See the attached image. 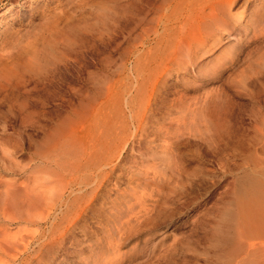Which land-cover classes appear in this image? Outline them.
I'll list each match as a JSON object with an SVG mask.
<instances>
[{"label":"rangeland","instance_id":"374dc122","mask_svg":"<svg viewBox=\"0 0 264 264\" xmlns=\"http://www.w3.org/2000/svg\"><path fill=\"white\" fill-rule=\"evenodd\" d=\"M104 1L101 0L102 5L98 8L82 6L83 11L81 8L80 12H76L79 15L75 13L67 19L66 23L68 22L70 26L68 27V24L65 26L68 27L69 40L59 51L60 68L54 73V76L57 75L59 78L56 79L55 76V81L64 85L63 92L62 90L60 92L62 95L59 94L55 98L59 107L57 112L63 111V114L56 113L53 117L54 121H66L68 126L66 128L73 129L74 134H78L79 137L85 136L88 129V134L94 135L99 130L103 131L106 127H110L118 117L117 103L123 93L122 89H126L127 86L131 89L132 86V78L123 80V77L129 75L131 71L126 72L127 69H124L120 62L125 57L129 35L132 34L130 30L132 26L130 25V28L124 19L129 15L130 10L124 7L123 0H120L123 1L122 3ZM252 1L247 2L245 8H239L240 12H244V16L248 14L250 8L252 9ZM59 3L66 6L70 5L72 0H0V30L5 24L22 28L28 19L37 20L39 14ZM8 10L10 15L7 14ZM237 11L239 12L238 9ZM136 30L135 32L139 31L138 27ZM262 44L258 46V48L262 47L255 50L256 52L252 51L249 60L246 59L249 64L246 60L241 61L239 65L242 68L238 65L240 68L237 67L236 71L224 70L216 77L206 79L202 71H195L197 72L195 75L194 71L189 70V74L165 79L160 93L151 89V95H157V98L160 96L156 107L158 109L154 111L157 112L156 117L153 120L160 126L163 125L161 130L169 132L172 148L168 153L166 149L150 150L151 148L142 145H135L137 147L131 151V145L128 147L130 158L123 161L124 169L115 173L124 175L128 172L126 168L131 169L141 160L151 163L159 172H165L166 178L159 185L158 192L154 194L156 200L152 203V210L149 212L151 214L148 213L146 219L143 217L145 224L142 220L138 222L137 224L142 227L136 224L135 231H131L130 224L125 227L130 231L124 228L120 230L121 235L122 231L124 232L122 236L116 231V227H112L115 225L112 219L105 220L107 211L101 210L98 200H92L90 203L87 201L90 209L80 211L76 216L68 214V211L62 215L64 216L62 219L60 213L63 207L60 209L57 207L44 220H42L44 217L38 218L41 222L36 219V215L39 217V214H33L32 224L30 222L26 224L25 221L21 220V222L18 219L14 221V217L18 215L15 207L18 206L13 207L11 199L14 198V202L16 198L21 199L20 202L17 201L20 205L25 201L26 195L24 196L23 193H26L21 183L26 181L24 185L28 183L29 175L26 168L30 164L28 162L30 149L28 146L20 145L23 114L19 104L23 103L26 97L28 98L27 95L23 96L26 93L34 97V94H29L33 85L27 87L30 84L25 82L26 85L23 84L25 88L20 86L17 92L7 97L6 101H1L0 123L5 120L11 126L12 130L10 129L8 133L10 138L8 144L11 147H8V151L14 159H10V163L9 160H5L7 164L0 161V229L5 231V225L7 230L3 234H10L8 236L11 240L14 233L15 237L17 234L21 238L24 233L22 231L27 228L23 239L26 240L28 249L22 252V257L30 253L32 260L26 259V264L27 261L28 264H38L39 259V264H118L116 260H119V264H264V43ZM214 54H207L200 61L202 64H209ZM64 87L72 88L73 93L79 91V96H67ZM146 93V96L150 94V89ZM178 96L186 99L188 105L175 100ZM204 96L207 99L203 98ZM198 98L201 99V104ZM193 101L197 107L191 105H195ZM60 102L63 106L59 105ZM178 104L181 105L179 109L184 112L172 108ZM183 105L188 106L186 110ZM153 108L155 106L152 105L150 109ZM179 112L185 113V118L183 114L179 116L181 114ZM93 113L94 117L90 116ZM172 115L179 117V120L177 118L176 121V117L171 119ZM178 121L181 122H179L180 126H175L173 123L179 124ZM168 122L171 127L167 126ZM175 127L179 136H176V133L172 134L175 132ZM29 133L32 139L31 147L41 148L42 135H37L36 132ZM149 136L153 137L150 133L145 139H149ZM19 137L20 140H17ZM13 140L17 141L16 144H13ZM129 165L130 167H127ZM15 186L16 188H13ZM20 186L23 193L18 191ZM12 189H16L17 192L13 193ZM23 204L26 206V202ZM10 206L13 208L11 209ZM19 207L22 209L21 206ZM20 208L16 210L20 211ZM2 209L13 212L11 214V216L15 215L13 222H10L12 217L8 216L9 212L6 213L9 219L7 216L2 217L6 215H1ZM55 213L56 217L52 218ZM58 221L63 225L59 226ZM52 227L55 231H52ZM16 228L20 232L19 230L17 232ZM50 231L52 236L49 234ZM125 231L127 234L132 232L133 234L130 235L132 237L128 235V238L125 237ZM54 238L59 239L55 246L52 245V242H55ZM45 242L51 243H47L48 249L45 248L47 247ZM112 246L116 247V251H113L115 248L113 249ZM111 249L113 254L115 252V255H112L114 258L117 254L115 259L111 256ZM109 256L112 257V261L108 260ZM9 262L15 264L18 259Z\"/></svg>","mask_w":264,"mask_h":264},{"label":"bare ground","instance_id":"6f19581e","mask_svg":"<svg viewBox=\"0 0 264 264\" xmlns=\"http://www.w3.org/2000/svg\"><path fill=\"white\" fill-rule=\"evenodd\" d=\"M106 1L110 3L120 0H105L104 2ZM123 1L124 7L130 10L129 15L126 18L124 17V19L129 26H132V28L130 26L132 34L129 32L130 40L128 48H126V51L124 50L126 52L125 57L121 59L120 62L122 66H124V69H127L126 72H128V70L131 71L130 74L128 73L129 75H123L125 76L123 80L132 78V86L130 87L131 89H129L128 86L126 89H122L123 93L120 101L118 103L115 101L118 104V108L117 105H115L119 114H117V116H120L119 118L116 116V120L118 121L115 120L110 127H106L103 131L99 130L96 132V130L94 135L88 134V129V131L85 132V136L79 137L78 134H74L72 131L73 129L66 128V121H54L55 119L53 117L56 116L55 114L58 113L57 111L59 110L55 98L59 96L64 86L62 82L58 83L55 81V76L56 79L59 78H57V75L54 76V73L60 68L58 63L61 61V53L59 51L66 41L69 40L67 29L70 25L68 22L66 23L67 19L79 11L82 6L84 8H89L90 6V8L93 6L98 8L102 5L101 0H72V3L66 6H63L61 3L55 4L48 10L39 14L37 20L28 19L22 28L10 27L9 24H5V27L0 30V102L6 101L7 97L11 93L17 92L20 86L24 87L23 84H25V82L30 84L27 87L33 85L31 86V93L29 94H34V97H32V95L26 93L23 96L25 97L27 95L28 98L26 97V100L19 104L20 111H22L23 114V130L22 133L20 132L21 136L19 135L21 140L20 137L17 140H20V145L28 146L30 149L28 153V162L30 164L27 168L25 167L27 175H29L27 176L28 183L25 185L24 183L27 181L23 184L21 183V185H23L22 189L26 194L21 190L22 186H20V189L18 188V191H22L23 195H26V198H24L25 201H23L22 198L23 202L21 205L18 203L21 199L15 197L17 199L15 202L14 198L11 199V201H13V207L14 205L18 206V208L15 207L18 210L20 208L19 206H25V204H23L25 202L26 206L24 208L22 207V209L20 208V211L15 209L18 215L14 216L17 218L13 215L11 216L13 213H11V210L2 209L1 215L8 214L9 212L10 214H8V216L12 217L10 220L14 217V221L18 219L20 221H25V223L30 222L32 224V220L34 219V217H32L33 214H39V217L38 215H36L37 218L35 217L37 220L40 221V219H38L40 217H44L42 218V220H44L45 217H48L50 212L57 207H59V209L63 207L60 216L64 219L62 215H65L68 211V214H75L76 216L80 211L84 212V210L90 209L88 202L90 203L92 200H98L101 210L107 211V218L104 216L103 218H106L105 220L107 221L112 219L115 223L112 227H116L117 230H115L119 231V233L121 232L120 230H123V228L125 229V227L130 226V224L133 226H130L132 228L131 231L134 230V227L136 228L137 225L141 226L137 223L141 220L143 221L144 218L146 219L145 216L152 210V203L156 200L154 194L159 188V185L165 180L166 174L162 171L159 172L151 163L141 160L131 169L125 166L128 172H125L124 175L119 172L124 169L123 161L130 158V154L127 152L130 145V151L138 145H142L148 149L151 148L150 150L166 149L168 153L171 150L170 148H172L169 132L164 131V129H162V131L161 128H163V125H161V127L153 120V118L156 117L155 115L157 112L154 111L158 109L156 107L160 96L157 98V95H151V89L156 93L158 91L160 93V88L164 84L165 79L169 77L177 78L188 73L189 70L194 72L202 71L206 79L214 78L224 70L236 71V69L238 70L237 67H241L239 63L243 60V62H245L246 59L249 60L251 54L262 47L260 46L258 48V46L264 43V0H253L252 9L250 8L246 16H244L243 11L240 12V9L245 8L247 2L251 0ZM81 11H83V8ZM7 14L10 15V10H8ZM66 24H68V27L65 26ZM137 27L139 31L135 32ZM211 53L215 54L211 57L209 64H202L200 60ZM65 60L66 59H64V61ZM67 65H65V67ZM197 72H195V75H197ZM124 83L126 86V82ZM71 89L65 88L67 96H79V91L73 93ZM149 89L150 94L146 96V91ZM176 98L175 100H179V103L188 105L186 104L187 100L183 99L182 96ZM203 98L206 97L204 96ZM198 100L197 101L201 104V99L198 98ZM189 101L191 102V100ZM189 101L188 103H190ZM61 102L59 105L63 106ZM193 102L195 104V101ZM152 105L155 106V108L150 109ZM185 105H183V108L186 110L188 106L185 107ZM191 105L197 107V104ZM175 106H172V108L178 110L181 105L178 104L177 107ZM147 111H149L150 114H147ZM59 112H61V110ZM62 112L58 114L61 115L63 114ZM179 113H181L179 116L183 114L182 112ZM177 114L178 113H176V115ZM184 114L182 116H184ZM90 116L94 117V113ZM177 116H175L176 121L177 118L179 120ZM172 117L175 118L172 115L171 119ZM170 121L174 122L175 119ZM180 121H178V123ZM180 123L177 124L175 122L173 124H175V126H180ZM170 125L171 124L168 122L167 126ZM20 128L21 126L19 129ZM10 129L11 126L7 121L4 120L0 123V161H4L2 162L4 164L6 163L5 160H9L10 163L11 160L14 159H12L11 152L8 151V147H11L9 146L10 138L8 137ZM177 131L175 127V132L172 134L176 133L175 135L179 136ZM29 132H36L37 135H42L41 148L36 146L33 148L31 147L32 139ZM150 133L153 137L149 136L150 138L147 137L149 139H145V136ZM14 142L13 144H16L17 141ZM127 167H130V165ZM115 171H119L117 172L119 174L115 173ZM13 188H16V186ZM9 189L11 192V188ZM15 191L17 192L16 189L12 192L15 193ZM6 193H8V191ZM16 196H19V198L21 197V195ZM4 203L6 204L7 201ZM10 203L11 202H9V204ZM16 203H18V205ZM9 204H7V206ZM13 207L10 206L11 209ZM1 208H3V206H1ZM7 214L2 217H6ZM8 216L7 218L9 219ZM55 217L56 213L52 218ZM62 221L63 220H61V222ZM64 221H66V219ZM144 221L142 223H144ZM10 222H13V220ZM58 222L60 223L59 226L63 225L60 221ZM51 224L52 222L50 221V225ZM4 228L6 231L5 225ZM53 228L54 227H52V231L54 230ZM19 229H21V227ZM19 229L16 231L18 232ZM26 229L25 231L21 230L22 233H25ZM126 229L128 230L129 228ZM5 231L0 229V264H8L7 262H14L17 259L18 262L15 264H26V259H30L31 261L32 257L31 255L29 256V252H27L29 253L27 256L22 257V252L27 248V242L24 240L25 236L23 237L24 233L21 238L16 234V237H18L16 238L14 236L15 233L12 231L14 233L11 232L13 234L12 237L16 238V240L13 238L10 240L8 236L10 234L6 232L7 234L4 235ZM128 231H130V229ZM32 232L34 234V231ZM123 233L122 231V235ZM49 234L51 236L53 235L51 231ZM60 234L61 233H59V235ZM131 234L133 233L127 234L126 232L125 237ZM29 235L27 237H29ZM108 236L111 235L108 234ZM58 240L59 239L54 238L53 241L55 242H52V245L55 246ZM49 241L51 242V240ZM43 242L44 241H42V243ZM50 244L49 248L51 247ZM45 248L48 249V246ZM112 248L115 249H111V256L115 255V252L113 254L112 250L116 251V247L112 246ZM119 249L120 248H118V250ZM107 251L110 252L109 250ZM120 253L119 251V255ZM107 257H105V259ZM116 257L117 254L115 258ZM111 258L109 256L108 260L112 261ZM116 262H118V264L120 263L119 260H116ZM9 264L11 263L9 262Z\"/></svg>","mask_w":264,"mask_h":264}]
</instances>
